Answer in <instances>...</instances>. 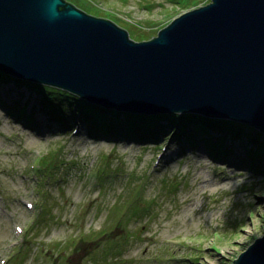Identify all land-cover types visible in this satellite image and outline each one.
Wrapping results in <instances>:
<instances>
[{
	"label": "rangeland",
	"instance_id": "1",
	"mask_svg": "<svg viewBox=\"0 0 264 264\" xmlns=\"http://www.w3.org/2000/svg\"><path fill=\"white\" fill-rule=\"evenodd\" d=\"M68 1L141 41L210 0ZM22 82L0 78V264H232L263 233L264 133H251L255 145L208 127L212 153L227 150L218 158L206 132L187 142L172 117L138 113L168 124L159 138H110L90 132L73 98L50 107Z\"/></svg>",
	"mask_w": 264,
	"mask_h": 264
},
{
	"label": "water",
	"instance_id": "2",
	"mask_svg": "<svg viewBox=\"0 0 264 264\" xmlns=\"http://www.w3.org/2000/svg\"><path fill=\"white\" fill-rule=\"evenodd\" d=\"M0 70L106 108L264 133V0H210L141 41L68 0H0ZM232 264H264V231Z\"/></svg>",
	"mask_w": 264,
	"mask_h": 264
},
{
	"label": "trees",
	"instance_id": "3",
	"mask_svg": "<svg viewBox=\"0 0 264 264\" xmlns=\"http://www.w3.org/2000/svg\"><path fill=\"white\" fill-rule=\"evenodd\" d=\"M67 1V0H66ZM70 2V1H68ZM72 3V2H70ZM73 5L74 2L72 3ZM76 6V5H75ZM79 9L93 14L94 12H88V10L86 9H82L79 6H76ZM96 15V14H93ZM0 78L1 79H12V80H21L22 85H24L25 83H30L29 85H31V87H33L36 91L41 92V96L42 98H44V103L50 107H55L53 101L58 98L60 93H63L64 95H66L67 97H71L73 98V102L68 99L67 101H69V103H73L75 106H77L78 108L82 106L83 109L85 110H89L88 112L91 111V114L89 115L88 112H83L84 117H87V119L89 120L88 123V129L90 130V132H94V130H96L99 134H103L104 136H108L110 138L112 137H120L122 136H126L128 138H134L139 140L140 138H148V140L150 139H157L160 137L161 132H164L165 130V126L166 125H161L162 123H156L154 121V117L156 118L157 115H139L138 113H134V112H128V111H120V113H123L125 115V119L123 120V122H119L118 119H114V118H104L106 116L102 117V114L100 113L101 108L104 106L101 105H97L94 103H91L83 98H80L79 96H77L74 93H70L66 90L63 89H59L58 87H54V86H50V85H46V84H42V83H38V82H33V81H29L23 78H18V77H14L12 75H9L3 71L0 70ZM46 88V89H43ZM63 90V92H62ZM45 91V92H44ZM106 108V107H104ZM108 109V115L112 116L114 114L117 115V113H119L118 111H116V109L113 108H107ZM9 110V109H7ZM104 110V109H102ZM21 112H23L22 116L26 117V124L33 128L35 121L32 120L30 117H28V115H25V110L24 107H22V109H20ZM159 114V118H163V119H170L171 117V121L172 124L175 125V123L177 122V130L174 129V133L175 136H179V134H183L185 136H188L189 138L186 137L187 142L191 141L193 139V137H191L190 135H192V133L194 132L195 135H200L201 133L206 132V136L202 137L204 138V140H206V143L204 144L206 147V151H208L210 154H213V150L216 149L217 145L215 143V137L214 135L210 132V131H206V129L208 127L211 128H215V129H221L225 132H227L229 135H233V136H237L240 138H244L247 137V140L251 141V143L255 144L257 143V140L254 138H252L251 133H255L256 135H261L262 136V132L260 130H258L255 127H252L246 123H242L236 120H231V119H225V118H219V117H210V116H206L203 114H199V113H192V112H184L182 113L180 116L182 118H175L177 116V113L175 112H167V113H158ZM173 114L175 116H173ZM141 118V120L138 118ZM24 117V119H25ZM73 118H78V114H74ZM138 118V119H137ZM150 120H148V119ZM175 118V119H174ZM80 120V119H79ZM109 120L112 122V125H110ZM167 120V121H168ZM136 121H140V123L138 124ZM110 127L111 128H115V133L116 134H112L109 132L110 131ZM191 127L194 128H199L198 131L194 129H191ZM209 129V128H208ZM207 129V130H208ZM173 136V135H172ZM196 136V137H197ZM191 143H193V141H191ZM257 148L260 150L261 156L264 155V141L262 144L257 143ZM246 151L248 152V149H246ZM218 154L215 156L222 157L224 155H226L227 150L225 149H221V147H218V150L216 151ZM256 154V153H255ZM251 155V156H247L250 157V159L248 158L243 159L244 161H248L251 160L252 162H249L251 164L258 162L257 159H260V156H256V155ZM213 158H215L213 156ZM259 165H264L263 162H260Z\"/></svg>",
	"mask_w": 264,
	"mask_h": 264
}]
</instances>
